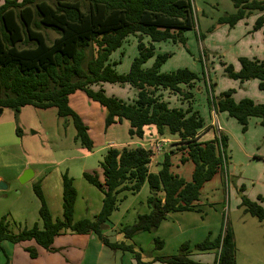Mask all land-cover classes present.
I'll return each mask as SVG.
<instances>
[{
    "label": "trees",
    "instance_id": "obj_1",
    "mask_svg": "<svg viewBox=\"0 0 264 264\" xmlns=\"http://www.w3.org/2000/svg\"><path fill=\"white\" fill-rule=\"evenodd\" d=\"M231 2L233 11L218 16L217 24L232 28L254 11L264 12V0ZM263 24L261 14L255 19L253 30ZM195 27L191 0H4L0 4V107L12 109L15 119L25 105L42 109L55 107L59 117L71 119L75 128L74 140L82 148L91 150L93 141L88 127L69 104V96L79 91L104 108L105 128L126 120L130 139L140 140L144 127L154 126L159 137H172L171 144L183 151L179 157L181 163L187 160L193 163L190 180H186L171 170V158L176 150L170 146V150L162 152L167 142L157 153L160 157L156 171L149 169L152 151L148 144L109 146L100 162L102 179L96 173H82L84 179L102 194L96 214L91 218H74L77 191L72 177L63 172L61 217H52L41 181L37 180L32 189L39 200L38 221L26 226L2 216L0 243L33 240L38 246L52 251L55 250L53 239L59 234L94 233L109 249L131 253L135 264H151L143 258L140 248L135 249L132 243L112 241L103 233L110 223L111 213L126 194H135L146 184L149 211L138 214L132 224L119 229L125 239L131 240L136 232L155 231L171 212L194 211L202 216L200 189L226 165V136L221 133L200 140L203 119L190 101L186 107L170 106L165 98V92H170L190 99V89L204 77V71L202 77L187 67L162 72V64L172 53L155 52V44L160 42L185 46L183 33ZM207 31L212 32L213 27ZM129 35L135 36L138 52L129 70L119 73L114 67L118 61L110 56L122 47ZM198 37L203 39V33L198 32ZM152 57V64L144 66ZM198 61L206 69L203 56ZM238 61L239 69L235 71L232 65H227L226 75L240 83L256 79L258 89L263 90L264 61L244 56ZM102 83L128 84L133 88L134 96L122 100L106 95ZM93 85L98 88L93 89ZM232 89L207 98L212 110L226 112L242 125L243 130L253 116L264 123V102L256 103L249 97L235 101ZM16 130H19L18 126ZM243 190L240 186L239 192ZM257 199L261 200V195H257ZM239 207L264 222V208L258 202L241 194ZM153 242L156 250L163 247L161 238L155 236ZM194 248L199 252L214 251L216 257L210 264H236L234 234L227 223L214 239L206 236ZM25 251L31 258L37 257L35 247L27 246ZM190 252L185 243L179 246L176 254L154 255L152 260L168 264H208L193 261L189 258ZM3 264L12 263L6 256Z\"/></svg>",
    "mask_w": 264,
    "mask_h": 264
},
{
    "label": "rangeland",
    "instance_id": "obj_2",
    "mask_svg": "<svg viewBox=\"0 0 264 264\" xmlns=\"http://www.w3.org/2000/svg\"><path fill=\"white\" fill-rule=\"evenodd\" d=\"M191 2L196 17V27L183 33L186 38L185 46L165 41L155 44V52L172 53L162 64V72L187 67L202 77V70L204 71V77L197 80L190 89L192 93L190 99L186 100L170 92H165V98L170 106L186 107L187 101H190L193 109L198 111L203 119L204 126L200 130V140H208L221 133L226 136V165L223 171H217L211 179L204 182L200 189L199 206L202 216L188 211L171 212L170 217L163 221V226L153 232H136L132 241L142 250L145 258L156 254H176L179 246L186 243L191 251L189 258L200 262L195 254L203 253L205 259H210L211 250L199 252L194 245L206 236L214 239L227 223L236 235L239 249L238 264H264V223L244 213L242 207H239L241 194L264 207L261 204L262 199H257L258 194L264 197V123L260 118L253 116L243 130L242 125L226 112H214L207 99L211 95L214 97L232 88L235 96L241 94L240 96H249L251 99H264V89H258L257 80L244 81L242 83L245 84L240 86L242 83L239 80L229 78L225 72L227 65H232L234 69L237 67L235 71L238 70L240 66L238 59L241 57L238 54L243 47L249 48L246 42L254 46V42L251 43L249 40L252 39L251 33H245L251 28V22L246 20L249 18L254 21L263 12L254 11L232 29L226 24L216 23L218 16L233 10L231 0H191ZM209 27H213L214 32H208ZM198 32L203 33V39H199ZM137 52L136 38L129 35L125 38L122 47L110 56L112 60L118 61L114 66L117 72H127ZM202 56L206 69L198 61ZM153 60L154 57L148 59L144 66H150ZM214 82L218 85L215 84L212 90ZM102 87L106 95H114L122 100H129L134 96V90L128 84L102 83ZM92 88L97 89L98 86L93 85ZM69 102L88 124H86L88 134L93 141L91 150L82 148L79 142L74 140L75 128L71 119L59 117L55 107L42 109L25 105L20 108L16 119L12 109L3 108L0 113V178L3 183L9 184L8 189H0V218L6 206L11 203L14 205L13 211L19 213L17 216L23 215L25 209L31 206L30 199H33L34 195L31 185L35 181L21 182L20 175L16 177L19 172L24 173V167L38 168L41 174L47 176L43 192L46 197L48 195L55 197V201L61 203V206V194L55 195L58 187H62L61 174L66 172L72 177L77 191L74 202L75 217H91L94 212L93 207L101 205V192L88 183L82 173H96L102 179L100 162L106 152L104 146L108 142L120 145L122 142L130 141L127 133L128 122L122 120L121 123L111 124L105 128L104 108L88 99L82 92L71 94ZM217 124L221 130H217ZM16 126L19 128L18 131ZM149 129H145L146 134L140 140L157 135L152 134ZM166 137L169 141L163 148L173 146L176 150L171 170L190 180L193 163L190 160L181 163L179 157L183 151L178 148L179 146L171 144L174 140L172 137ZM158 138L161 137H156ZM159 157L160 154L157 156L155 153L149 169L157 165L155 161ZM42 180H40L41 184ZM240 186L244 188L242 192H239ZM148 193V187L144 184L137 193L126 194V197L118 203L117 209L111 213L109 226L120 229L132 224L138 214L148 212L146 203ZM15 213L11 211L6 217L9 220L16 219L13 217ZM155 236L163 240V247L160 250L154 248ZM212 262L213 260L210 263Z\"/></svg>",
    "mask_w": 264,
    "mask_h": 264
},
{
    "label": "crops",
    "instance_id": "obj_3",
    "mask_svg": "<svg viewBox=\"0 0 264 264\" xmlns=\"http://www.w3.org/2000/svg\"><path fill=\"white\" fill-rule=\"evenodd\" d=\"M3 1L4 0H0V4ZM262 14H264V12ZM256 15H258V14H256ZM244 19L245 18L239 20L233 28H235L240 23H242L244 21ZM255 19H254V21H255ZM252 20H250L249 18L246 20V22H251V28L248 31L246 30L245 33H247V32L251 33L252 39H249V40L251 41V43L254 42V46H251V44L249 42H246V44H248L249 48L243 47L241 52H239L238 56L241 55V56H246V57H250V58L256 57V58L262 59L264 61V24L260 28H258L257 30H253L252 29V26H253L252 22L254 23V21H252ZM230 30L228 32V35L230 34ZM235 69H237V67H235ZM254 80H256V79H254ZM247 81H245V82H247ZM215 84L218 85V83L214 82L213 87L215 86ZM244 84L245 83H242L240 86H242ZM213 90H214V88H213ZM77 92H79V91H77ZM213 93H214V91H213ZM240 95L235 96L232 94V97L235 101H238L239 99H241L243 97H249V96H245V95L244 96H240ZM252 100L256 103H259V102L262 103V101H264V99L257 100L255 98H252ZM69 101H70V96H69ZM69 104H70V102H69ZM83 122L85 124H87L84 120H83ZM67 124H68V122L66 123V125ZM147 128H150L149 131L152 132V134H154V133H155V135L157 134L154 126H145L144 135L146 134L145 129H147ZM218 129H220V127L217 128V130ZM215 130H216V128H215ZM156 137H158V136L157 135L151 136L150 138L148 136V138L145 140H137V139L131 140L130 139V141L128 140L127 142H122L120 145H116L113 142H108L104 147H105V149H107L109 146H121L124 144L144 146V145L150 144L151 142L156 140ZM166 139L168 140L167 137H166ZM163 149H164L163 152H165V151L170 150L171 148L168 147V148H163ZM157 156H159V155H157ZM174 156H176V154L172 156L171 161H172ZM158 159L159 158L156 159V161H155L156 163L159 161ZM172 166H173V162H172ZM23 169H24V171H30V174L27 176V178L25 180H23L21 182L32 181V183H33L34 181H37L39 179L40 180L43 179L42 180L43 183L41 184V189L43 192L44 187H45L44 184L46 181L45 178L47 176L45 174H41V171H39L38 168L35 169L33 167H31V168L24 167ZM157 169H158V166L156 165L151 170L156 171ZM38 174H39V178H38ZM17 176H19V178H22L23 173L19 172V174H17L16 177ZM236 182H238V181H236ZM0 183H3L1 178H0ZM5 183L4 184L6 186L2 190L8 189V187H9V184L7 182H5ZM31 188H32V185H31ZM31 190L33 191V189H31ZM43 194L45 196L44 192H43ZM60 194L62 196V187H58L55 195L60 196ZM34 195H33V199L32 198L30 199L31 206L28 207V209H25L26 211H24L23 215L17 216L19 213H15L13 211L14 205L11 203L8 206H6L5 210L2 212L4 214H2L1 217L4 215L7 216V214L11 213V211H12V213H15V215L13 214L14 215L13 217L16 218V219H14L16 222H19L21 224L23 223L22 225L31 226L34 222L38 221L39 202L37 200V197ZM16 198H18V197H15V199ZM45 199H46L47 205L49 207V210H50L52 216L53 217H61V215H62L61 203L58 204V202L55 201L56 198L55 197L52 198L49 195L47 197L45 196ZM261 204H263V206H264V197L262 198ZM15 207H17L16 204H15ZM99 208H100V206H98V207L94 206L93 207L92 210L94 212L92 213L91 217L99 211ZM74 211H75V208H74ZM148 211H149V209H148ZM188 212H194V211H188ZM194 213L199 214L197 212H194ZM170 214L171 213H169L167 215V218L165 220H167L170 217ZM91 217H86V218H91ZM74 218L79 219V218H84V217L83 216H76V217L74 216ZM163 221L159 224L158 228L160 226H163L162 225V224H164ZM109 225L110 224H107V226L103 230V233L106 236H108L110 240H112V241H124L125 243H132L134 245V248L138 249L136 247L135 243L132 241V238L134 235L132 236L131 240L125 239L122 236V234L119 232V229H116L114 226L110 227ZM113 230H115V231H113ZM111 232H114V234H112ZM196 235H198V233H196ZM171 237H173V235ZM234 240H235V244H236V255H235L236 264H238V250L239 249H238V244L236 242V235L235 234H234ZM27 246L36 248V250L38 252L37 257L31 258L29 256L27 251H25V247H27ZM52 247L55 250L49 251V250H46V249L38 246L37 244H35V242L33 240H26V241H22L20 243H14V244L9 242V241L4 240L0 243V264H3L5 262L6 256L8 257V259L10 260V262L12 264H135L133 256L131 253H129L127 251L122 252L120 250L109 249L107 246H105L97 238V236L94 233L75 234V233L65 232L64 234H59V235L54 237ZM2 249L4 250V252L2 251ZM202 252H205V251H202ZM209 254H211L210 259H205L203 253H196L195 256L198 257V261H200V262L210 263L212 260L215 259L216 255H215L214 251L209 252ZM156 255H159V254H156ZM152 257L153 256H151L149 258H145V257H143V258L145 260L151 261V264H168V263H163L160 261H154V260H152Z\"/></svg>",
    "mask_w": 264,
    "mask_h": 264
},
{
    "label": "built area",
    "instance_id": "obj_4",
    "mask_svg": "<svg viewBox=\"0 0 264 264\" xmlns=\"http://www.w3.org/2000/svg\"><path fill=\"white\" fill-rule=\"evenodd\" d=\"M216 128H219L218 124H217ZM166 142H168V140L166 138H158V139L154 140L153 142H151L150 144H148L149 148L152 151L151 159L155 155V153L157 155V153L160 151L163 144H165Z\"/></svg>",
    "mask_w": 264,
    "mask_h": 264
},
{
    "label": "water",
    "instance_id": "obj_5",
    "mask_svg": "<svg viewBox=\"0 0 264 264\" xmlns=\"http://www.w3.org/2000/svg\"><path fill=\"white\" fill-rule=\"evenodd\" d=\"M2 110H3V108L0 107V113L2 112ZM29 174H30V171H24V173H23V177L20 178V181L25 180ZM5 186H6V185H5L4 183H0V189H4Z\"/></svg>",
    "mask_w": 264,
    "mask_h": 264
}]
</instances>
